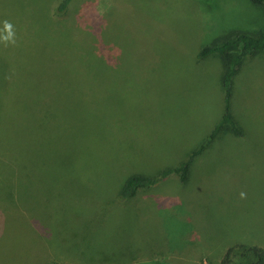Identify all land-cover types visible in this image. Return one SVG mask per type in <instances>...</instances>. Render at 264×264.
I'll return each instance as SVG.
<instances>
[{"label": "rangeland", "instance_id": "rangeland-1", "mask_svg": "<svg viewBox=\"0 0 264 264\" xmlns=\"http://www.w3.org/2000/svg\"><path fill=\"white\" fill-rule=\"evenodd\" d=\"M60 1L0 0V35L5 21L16 33L0 40V219L8 229L31 212L46 240L15 254V234L0 264H220L235 244L264 248V52L243 58L232 86L244 136L214 140L184 182L170 174L118 196L128 175L178 165L212 130L220 58L196 54L231 30L264 29V8L72 0L59 13ZM75 23L108 44L94 39L91 52L68 31Z\"/></svg>", "mask_w": 264, "mask_h": 264}, {"label": "trees", "instance_id": "trees-1", "mask_svg": "<svg viewBox=\"0 0 264 264\" xmlns=\"http://www.w3.org/2000/svg\"><path fill=\"white\" fill-rule=\"evenodd\" d=\"M71 1L72 0H61L56 6V11L59 13L64 12ZM250 2L258 7L264 8V0H250ZM82 26L84 25L79 24L78 26L75 23L74 26L67 28L71 35L77 36L81 43L84 45L89 44L91 46V52L94 50V39L97 41L98 48L99 45L108 44L104 35H99V31L96 34H92L90 30H84V27ZM166 36L167 35L165 34V37ZM259 52H264V29L255 31L231 30L226 34L214 38L210 44L204 45L199 49L196 54V58L199 60L211 55H218L220 58V85L223 90V112L221 117L212 130L202 139L201 143L195 149L191 150L187 159L178 165L164 168L154 176H146L140 173H132L128 175L118 190V196L121 199L133 197L139 190L156 184L170 174L177 175L179 181L184 182L188 177L193 159L209 147L214 140L219 139L222 136H224L223 138H227L229 136L242 137L245 135V128L237 125L231 113L232 86L236 76L240 72L243 58L248 54ZM37 199L38 201H47V199H44L42 196ZM156 202H159L161 205V198L157 199ZM22 219H25V222H22ZM31 221L32 223L34 222V219L31 217V212H25V214L20 212L19 214H14V219L8 229H2L4 225L1 224L0 219V242H11L10 239L15 240V234H17L15 236H20V240H15L16 242L11 243L13 246V249L11 250L12 253L15 252L17 245L28 246V250H31V245L33 248L35 246L40 247L42 242L43 245L46 246L44 244L46 240H43L44 238L39 232L37 233L34 228H29V222ZM22 238H26L29 242H24V239L22 240ZM17 252L18 251H16L15 254ZM47 257L48 256L36 257L35 263L44 264L45 262L43 261ZM144 263L147 262H143L142 264ZM155 264H161L160 260H156ZM220 264H264V248L244 243L235 244L225 250L220 259Z\"/></svg>", "mask_w": 264, "mask_h": 264}, {"label": "clouds", "instance_id": "clouds-1", "mask_svg": "<svg viewBox=\"0 0 264 264\" xmlns=\"http://www.w3.org/2000/svg\"><path fill=\"white\" fill-rule=\"evenodd\" d=\"M4 31L7 34L6 35H0V40H2L6 46L9 42L12 44H15L16 43V40H15L16 33L13 30V25L11 23H9L8 21L4 22ZM241 195H243V193Z\"/></svg>", "mask_w": 264, "mask_h": 264}]
</instances>
